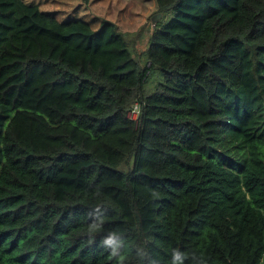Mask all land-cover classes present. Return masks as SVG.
Listing matches in <instances>:
<instances>
[{
    "label": "trees",
    "instance_id": "trees-1",
    "mask_svg": "<svg viewBox=\"0 0 264 264\" xmlns=\"http://www.w3.org/2000/svg\"><path fill=\"white\" fill-rule=\"evenodd\" d=\"M155 1L0 0V264H264V0Z\"/></svg>",
    "mask_w": 264,
    "mask_h": 264
},
{
    "label": "rangeland",
    "instance_id": "rangeland-1",
    "mask_svg": "<svg viewBox=\"0 0 264 264\" xmlns=\"http://www.w3.org/2000/svg\"><path fill=\"white\" fill-rule=\"evenodd\" d=\"M36 3L45 12L53 14L58 19L64 21L73 18H81L91 21V18H106L117 23L121 31L137 33L142 26L153 27L155 21L153 14L157 10L155 0H90L88 4H83L81 0H25ZM94 27L99 26L98 21L92 22ZM146 28L143 35L138 40L137 51L145 49L150 30ZM157 71H154V73ZM157 77L154 76V84Z\"/></svg>",
    "mask_w": 264,
    "mask_h": 264
},
{
    "label": "clouds",
    "instance_id": "clouds-1",
    "mask_svg": "<svg viewBox=\"0 0 264 264\" xmlns=\"http://www.w3.org/2000/svg\"><path fill=\"white\" fill-rule=\"evenodd\" d=\"M103 244L105 247H109V255L112 257H117L118 258V247L119 243L113 240L112 235L107 237L104 241ZM181 260V255L179 252H173V261L172 264H177Z\"/></svg>",
    "mask_w": 264,
    "mask_h": 264
},
{
    "label": "built area",
    "instance_id": "built-area-1",
    "mask_svg": "<svg viewBox=\"0 0 264 264\" xmlns=\"http://www.w3.org/2000/svg\"><path fill=\"white\" fill-rule=\"evenodd\" d=\"M137 112H138V107L137 105H134L132 110L128 113V115L131 117V118H136V115H137Z\"/></svg>",
    "mask_w": 264,
    "mask_h": 264
}]
</instances>
